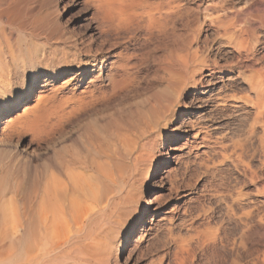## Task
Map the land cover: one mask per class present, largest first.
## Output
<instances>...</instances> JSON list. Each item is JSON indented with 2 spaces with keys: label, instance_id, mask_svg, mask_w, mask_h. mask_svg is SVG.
Masks as SVG:
<instances>
[{
  "label": "bare ground",
  "instance_id": "1",
  "mask_svg": "<svg viewBox=\"0 0 264 264\" xmlns=\"http://www.w3.org/2000/svg\"><path fill=\"white\" fill-rule=\"evenodd\" d=\"M91 1L106 22L129 27L141 23L149 33L172 21L181 7V0L154 8L143 0ZM241 1L221 7L223 14L217 16L214 31L222 40L220 47L236 48L239 65L234 73L246 90L239 94L231 88V94L218 96L222 99L217 105L227 104L228 98L241 101L261 121L257 148L252 146L253 130L247 140L230 149L221 146L237 173L254 189L245 190V184L236 180L239 177L231 185L220 179L208 193L218 212L203 202L197 228L191 222L177 235L167 226L165 237L176 247L171 250L174 264H264V185L257 183L264 177V63L259 62L264 60L260 32V28L264 30V0H246L240 9ZM40 3L0 0V118L4 115L9 131L0 146V264H95L110 246L107 233L111 226L134 221L120 242L123 255L131 235L150 221V199L139 215L137 209L142 186L149 185L165 165L164 156L154 152L161 139L168 142L158 130L167 120L176 119L186 81H202L195 76L199 65H211L199 54L195 37L178 39L165 57L160 80L147 92L109 104L129 92L132 81L123 58L113 61L108 71L102 61L99 70L104 73L98 82L91 80L80 91L74 87L58 93L57 89L47 96L40 92L37 102L14 120L11 113L28 103L41 81L48 84L68 73L62 63L70 52L49 44L51 28L59 19L53 9ZM239 21L246 28L237 25ZM259 43L262 54L255 58ZM115 64L118 66L113 68ZM43 68L48 69L47 74ZM220 69L215 56L209 76L222 74ZM25 134L31 136L32 154L13 147ZM167 146L170 148V142Z\"/></svg>",
  "mask_w": 264,
  "mask_h": 264
},
{
  "label": "rangeland",
  "instance_id": "2",
  "mask_svg": "<svg viewBox=\"0 0 264 264\" xmlns=\"http://www.w3.org/2000/svg\"><path fill=\"white\" fill-rule=\"evenodd\" d=\"M38 1L44 8L53 9L59 19V24L51 28L49 44L52 42L54 46L65 49L67 53L70 52L66 54L68 59H64L62 63L63 69L68 73L61 79L48 84L41 81L28 98L29 105L23 103L11 113V118L14 120L28 106L37 102L40 92L43 96H47L57 89L58 93L69 91L74 87L79 88L80 91L86 85L91 84V80L98 82L104 70L108 71L113 61L121 58L124 64H127L129 80L132 81L130 90H133L117 96L109 104H117L127 99L128 96L147 92L160 80L165 57L171 52L173 44L178 39L195 37L200 46L199 54L203 60L207 59L211 66L215 56H218L222 74L217 73L214 77H210L211 66H206L205 63L199 65L201 69L195 76L196 78L201 77L202 81H197L196 84L193 79L186 81L179 101L182 107L178 109L176 119L167 120V125L161 126L158 130L164 138L168 139L171 146L168 148V142L164 143L163 139L156 145L154 152L160 153L159 156H164L165 165L159 168L149 185L145 183L142 186L143 194L138 203L137 214L139 215L141 210L145 209L146 202L150 199V221L142 224L131 235L123 255L120 251V242L123 236L131 231L134 221L123 220L111 226L107 233L110 246L106 251H102L95 262V264H166L169 259L171 264H174L172 251L174 252L176 247L172 239L165 237L167 226H170L177 235L183 234L191 222L194 225L193 228H197L204 203L207 208L211 206L214 212H218L217 203L208 193L212 192L210 186L220 179L226 180L225 182L231 185L230 182L239 177L236 180L242 181L243 183H240L242 185L245 184V190L253 191L254 189L242 173H237L232 161L227 157L228 152L225 153L222 147L224 145L230 149L234 143L247 140L249 131L253 130L252 146L257 148L258 137L261 135V121L256 119L253 110L243 105L241 101L228 98L227 104L217 105V102L222 99L218 96L231 94V88H235L239 94L246 90V84L240 76H236V72L234 73L239 65L236 60V48L223 44L220 47L219 43L222 40L215 36L214 31L217 26L215 24L217 16L219 13L223 14L221 7L230 6L236 0H181L178 17L161 24L162 26L155 27L151 33L146 32L141 27V23H135L129 27L117 22L116 24L106 22L98 14L91 0ZM171 1L180 0H143L146 5L153 8ZM242 1L237 6L240 9L245 6L244 1L246 0ZM231 12V9L227 10V13ZM244 23V21H239L237 25L240 24L241 28H246L247 24L245 23V26ZM260 32L261 39L264 41V30L260 28ZM261 47L262 44L259 43L255 58L261 56ZM228 49H233V52H226ZM102 61L105 68L100 72L99 62ZM259 62L264 63V60H259ZM117 66L118 64H115L113 68ZM81 67L84 68L83 72H81ZM47 70L43 68V74H47ZM79 72L81 73L77 74ZM76 74L77 76L70 80ZM4 118V115L0 118V146L4 133L8 131ZM74 131L76 128L73 129ZM179 137L182 139L175 144L178 146H175L172 142ZM30 138V134H25L22 142L14 144L13 147L17 146L32 154L34 145L30 142ZM204 158H209V160ZM153 164L155 162L152 166ZM257 183L264 185V177L260 178ZM144 228H146L145 231Z\"/></svg>",
  "mask_w": 264,
  "mask_h": 264
}]
</instances>
